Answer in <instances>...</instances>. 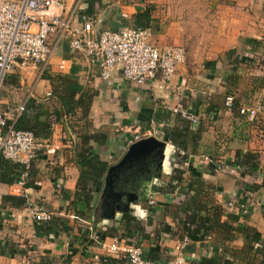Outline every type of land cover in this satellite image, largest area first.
<instances>
[{"label":"crops","instance_id":"1","mask_svg":"<svg viewBox=\"0 0 264 264\" xmlns=\"http://www.w3.org/2000/svg\"><path fill=\"white\" fill-rule=\"evenodd\" d=\"M232 1L236 4L224 10L226 15L222 10L217 11L223 18L217 21L216 31L210 35L204 31L201 37L195 36L196 26L202 23L197 11L162 10L155 15L156 8L169 0H145L132 4L121 0L103 11L97 10L99 0H86L82 6V0H63L53 6V15L72 14V28L80 29L90 22L94 31H119L131 25L139 10L151 7L155 21L153 30H158L157 33L150 30L154 41L158 47L184 48L186 62L177 67L166 91L133 84L118 70L111 79L103 80L99 64L72 51L66 37L55 32L57 38L50 43L52 56L44 72L65 77L69 83L75 82L80 89L77 98L83 97L88 112L84 114L82 107L76 108L73 114L64 116L61 122L52 126L48 139L37 142L40 150L31 165L29 185L25 187L26 198L10 192L13 184L0 183V264H126L121 255L109 253L101 246L111 244L114 236L133 241L145 254L156 250L162 258L171 259L178 254L185 238L181 236L180 228L191 214L186 208H196L190 197L196 198L197 190H202L197 197L201 205L213 201L222 205L226 214L240 213L238 201L242 199L241 221L255 228L264 240V188L252 195L254 200H249L248 194L245 198L242 195L243 184H261L264 174V121L249 124L236 110L224 105L227 85L232 78L231 61L240 56L251 63L249 60L254 55L247 52L243 41L264 37V10L254 9L257 0ZM90 4L93 7L91 12L88 11ZM240 5L242 9H239ZM232 49L237 51L230 60L225 54ZM62 62L63 69H60ZM247 66L250 65L240 68L235 86V97L240 98L242 106L256 105L264 99V87H257L249 97L250 90L254 89L253 83L242 92L240 82L242 77L248 76L247 73L244 75ZM43 74L38 76L35 70L27 68L18 70L15 84L6 78L4 87L10 89L4 92L0 106L8 118H12L28 99L42 102L46 110L59 107L55 99L52 98L51 103L47 99L60 94V82L43 79ZM179 103L198 117L195 126L172 112ZM259 116L264 118V108ZM188 128H198L199 137L196 144L185 151L184 162L187 164L180 165L178 155L172 153L179 149L166 141L165 134L180 133ZM137 134L165 142V149L162 159L150 156L138 163L133 162L124 169V178L121 173L120 178L114 177L112 191H126L136 198L129 210L112 212L117 206L123 208L125 200L117 203L111 197L103 198L102 182L91 214L79 218L80 221L73 219L71 203L80 175L77 153L82 148H92L109 168L123 158ZM88 135L97 139L85 142L84 137ZM247 152L259 154L261 172L254 173L256 178L246 176L240 179L236 174L212 168L220 166L218 159L234 163ZM178 169L183 171L179 184L176 179ZM175 183L173 193H163ZM150 198L154 199V205H149ZM17 199H23L25 204L16 206ZM28 206L50 211L53 221L36 223L28 214ZM128 213L140 222L142 232L132 230L134 233H126L124 221ZM166 226L173 231L172 235L165 231ZM217 243L213 235H207L202 242L189 240L181 251L184 264L199 263L219 254ZM230 246L240 249L243 241L239 238Z\"/></svg>","mask_w":264,"mask_h":264},{"label":"built area","instance_id":"2","mask_svg":"<svg viewBox=\"0 0 264 264\" xmlns=\"http://www.w3.org/2000/svg\"><path fill=\"white\" fill-rule=\"evenodd\" d=\"M55 4H59V0H0V86L5 77L16 70L30 68L41 76L52 56L48 38L56 31L60 36L66 37L72 51L87 57L91 63L99 64L103 80L111 79L118 70L125 80L133 84L166 91L170 88L177 67L186 62V52L182 47L147 44L152 35L147 28L94 31L92 24L88 22L82 28L75 29L70 25L72 14H51ZM63 64L64 62L60 64V69H63ZM233 102L234 97L227 96L224 105L230 109ZM23 110L24 105L19 106L14 117ZM262 110L260 105H243L238 114L252 122ZM172 112L190 125L198 123V117L180 103L172 108ZM10 119L0 106V158L24 166L25 170L11 186L10 192L26 198L27 169L37 157L39 144L32 132L14 129L13 124L8 122ZM148 137L137 134L133 142ZM172 153L186 157L185 152L177 149ZM216 169L220 170L219 167ZM238 170L239 166L224 169L230 175L236 174ZM148 203L154 205L155 201L150 198ZM28 214L36 223H46L53 219L50 211L36 206H28ZM72 218L80 221L75 215ZM188 243L189 240L184 238L178 254L167 263L145 259L140 246L130 240L123 241L117 236L112 238L111 244L101 246L109 253L121 255L126 264H184L181 251Z\"/></svg>","mask_w":264,"mask_h":264},{"label":"trees","instance_id":"3","mask_svg":"<svg viewBox=\"0 0 264 264\" xmlns=\"http://www.w3.org/2000/svg\"><path fill=\"white\" fill-rule=\"evenodd\" d=\"M91 3L93 4V2ZM92 4L88 5L89 12L93 11ZM152 11L153 9L151 7H144L143 10H139L133 16L131 25H128L127 27L147 28L149 30H153V28H155V21L152 18ZM153 31L154 33H157L158 30ZM243 43L246 46L247 52L254 55L255 59L260 58L259 61L264 67V38H261L260 40L245 39ZM236 51L237 49L229 50L226 52L225 56L230 54L234 55L236 54ZM239 57L240 56H237L231 61L232 63L230 64V67L232 71V78H230L228 82V88L226 90L225 96V98L227 96L234 97V102L230 109L236 110L237 114L239 113V109L242 106L240 98L235 97V86L239 78L238 72L240 68H243V66L251 65L248 64V60L246 58L240 59ZM249 61L253 62V60ZM7 78L14 79L12 81L13 84L17 83V79L15 77ZM42 78L49 81L56 79L57 82H60V94L51 96L47 99L48 103H51L50 100L52 98L55 99V102L59 105V107L52 111L49 109L46 110L42 102L37 103L34 99H28L24 104V110L17 117H14L16 114L15 113L10 121H8L9 123L13 124L14 129L16 130L32 132L37 142L39 140L48 139L51 136L52 126L57 122H61L64 116L73 114L76 108L82 107L84 114H87L88 112L87 108L85 107L83 97L77 98V94L79 93L80 89L75 82L69 83L68 79L65 77H61L60 75H50L47 74V72H44ZM255 82H260V86H258L261 88L264 86V78H257L254 80L252 85L254 89L250 90L251 94H254V91L257 88V83ZM256 105H260L262 108H264V99ZM246 106H249V104H246ZM259 114L249 124L257 125L262 123L264 118L259 116ZM183 121L185 120L183 119ZM185 122L187 123V121ZM198 137V128H188L181 130L180 133L170 132L165 134L166 141H169L174 147L178 148L180 151L183 150L184 152H187L189 147H192L191 145L196 144ZM96 139L97 137L94 135H88L84 137L85 142ZM39 150L40 149H38V151ZM258 155L259 154L257 153L247 152L242 156V159L237 160L234 163H229L225 160L222 161L219 159L216 161L220 164L219 169L221 170L229 167L239 166V170L236 172V175H238L240 179H244L246 176H252L253 178H256L257 176H255L254 173L261 172L259 168L260 163ZM76 157V164L79 167L80 175L77 182L75 198L71 203V206L75 216L78 218H86L93 211L95 195L96 192H98L99 186L103 182L108 166L105 162L100 160L98 154L92 148H82L77 153ZM177 157L178 164L183 165L185 157ZM32 162L29 164V168L27 169L28 178L25 187L29 185ZM212 168L216 169L215 167ZM24 170V166L14 164L3 158L0 159V183H6L9 185L14 184L17 181L19 175ZM176 172V179L178 181L177 183L179 184L182 179L181 177L183 171L182 169H178ZM177 183H175V185L170 184V186L164 190L163 193H173V189L175 186H177ZM190 184H192V182ZM243 185V198H245L244 196L248 194L250 197L249 200H254L252 195L264 188V174L262 176L261 184ZM190 190L192 189L190 188ZM201 193L202 190H197L195 193L196 198L193 196L190 197L193 204L192 206H196V208L192 209L189 206L186 208L187 211H191V214L187 216V218L182 222L180 228L181 236H184L188 240L202 242L205 240L207 235H213L218 242V246H220V253L215 254L212 258H206L201 262L194 264H264V240L260 238L255 228L241 221V210H244L242 199L238 201L240 213L226 214L222 205L216 204L213 201L211 202L208 200L205 201L203 205H201L200 201L197 200V197H199ZM203 197L206 200V194L203 193ZM9 199L12 201L14 200L12 197ZM24 204L25 202L23 199H17L15 203L16 206H23ZM197 206H199V208ZM125 218L126 219L124 223L127 234L134 233L135 230L137 232L143 231V227L141 226L140 222L134 219L129 213L125 215ZM223 218H225L224 221L222 220ZM51 221L42 224H49ZM164 229L167 233H170L171 235L173 234V231L170 230V227L166 226ZM132 230H134V232ZM239 238H241L243 241L242 248L235 249L231 247L230 244ZM158 254L159 252H156V250H151L148 254L143 253V256L145 259L159 263H167L170 261V259H164Z\"/></svg>","mask_w":264,"mask_h":264},{"label":"rangeland","instance_id":"4","mask_svg":"<svg viewBox=\"0 0 264 264\" xmlns=\"http://www.w3.org/2000/svg\"><path fill=\"white\" fill-rule=\"evenodd\" d=\"M11 1L18 2L19 0H11ZM84 1H86V0H82L81 6L84 5ZM99 1H100V4H98L99 6H97L98 7L97 10L103 11L108 6H111V5L113 6L114 4L117 5V3L121 0H99ZM136 1H142L143 2L145 0H124V3L132 4V3H135ZM169 1L170 2L167 4L161 3L156 8L155 15H157L158 13L160 14L162 10L164 12H168V11L174 12L176 10H182V9H185V10L190 9V10L197 11L201 17V18L199 17V19L202 22V23L198 24L199 28L196 26V29H195V32H196L195 36L199 35V37H201V35H203L202 32H204V31L208 32L207 34H209V35L216 31L215 29L217 26V21H220L223 18V16L220 15L217 11L222 10L224 12V15H226L224 10H227V8L230 7V5L236 4V2H234L232 0H169ZM59 2H63V0H59ZM256 3H258V4H256ZM256 3H255L256 6L254 7V9L256 8L257 11H259L260 8L262 10H264V0L260 1V2L257 0ZM225 5H227V6H225ZM236 7L237 6H235V8ZM249 8H251V7H249ZM239 9H242L241 5L239 6ZM56 38H57V33H53L49 36V38H48L49 46H51L50 43L53 44V42ZM147 44L159 46L154 41L153 35H151ZM227 56H230V60H231V57L233 55L230 54ZM259 59L253 58L252 59L253 62L250 63L251 65L247 66L248 68L245 69L246 71H244V75H245V73H247L248 76H244L241 78L240 84L242 86V89H241L242 92H244L246 90V87H249L252 83H254V80H256L257 78H259V79L264 78V67L262 66V63H260ZM242 70H244V69H242ZM17 73H18V70L10 73V75L8 74L5 77V79L2 81L1 86H0V100L3 97L4 92L8 91V89H10V88L4 87V84H6V78L7 77L14 78L15 76H17ZM12 80H14V79H12ZM255 83H257L256 84L257 87L260 86V84H259L260 82H255ZM249 94H251V92ZM249 94H248V96H249ZM252 95L253 94H251L249 97H251Z\"/></svg>","mask_w":264,"mask_h":264},{"label":"water","instance_id":"5","mask_svg":"<svg viewBox=\"0 0 264 264\" xmlns=\"http://www.w3.org/2000/svg\"><path fill=\"white\" fill-rule=\"evenodd\" d=\"M165 149V142L158 141L154 137H149L146 139H142L140 141L132 143L123 158L115 165L110 166L106 172V176L103 180L104 183V191H103V198L104 197H111L118 202H122V199L125 200V206L121 208L117 206L112 211L117 212H127L129 210V206L132 205L133 201L136 199L134 195L127 194V192H114V177H119L121 173V177L124 178L125 172L124 169L126 166L131 165L133 162L138 163V161H143L150 156L154 158H161L163 157V152ZM124 172V173H123ZM133 198V199H132ZM120 204V203H119ZM113 209V208H112Z\"/></svg>","mask_w":264,"mask_h":264}]
</instances>
